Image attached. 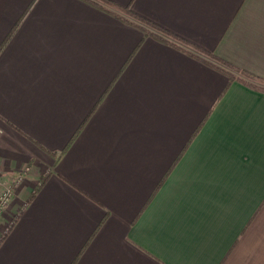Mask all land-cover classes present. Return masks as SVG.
Here are the masks:
<instances>
[{
  "label": "crops",
  "instance_id": "0c3cea01",
  "mask_svg": "<svg viewBox=\"0 0 264 264\" xmlns=\"http://www.w3.org/2000/svg\"><path fill=\"white\" fill-rule=\"evenodd\" d=\"M107 1L0 0V264H264V0Z\"/></svg>",
  "mask_w": 264,
  "mask_h": 264
},
{
  "label": "trees",
  "instance_id": "16d2710c",
  "mask_svg": "<svg viewBox=\"0 0 264 264\" xmlns=\"http://www.w3.org/2000/svg\"><path fill=\"white\" fill-rule=\"evenodd\" d=\"M99 1H100V3H103V4H105V5H108V6L112 7V8L115 9L117 12H120V13H122V14H124V15H128V16L131 17L134 21H137V22H139V23H141V24H143V25H147L148 27H153L156 31H159V32H161L162 34H164V35H166V36H169V37H171V38L174 39V40H177V41H179V42H183V43H184L183 40H180V39H178L177 37H174V36L170 35V34L167 33L166 31H164L163 29L158 28V27H155V26H152V25H150L148 22H146V21H144L143 19L137 17L136 15H132V14L130 13L128 7H127V8H125V7H120V6L114 5V3H111V2H109V1H107V0H99ZM210 56L213 58L214 61L218 62L219 65H223V64H225L224 62H222V60L216 58V57L213 56L212 54H210ZM217 67H218V66H217ZM229 69H230L233 73H235V74L238 75V76H237L238 78H237V77H233L229 72L226 71L227 73H229V75H231V78H232L233 80H238V81H242V82H244V83H247V81L244 79V78H246V79H249V80H252V81L258 82V83H264V80H261V79H259L258 77H255V76H253V75H250V74H248V73H246V72H244V71L242 72L241 70L236 69V68H234V67H232V66H230V65H229ZM221 70H222V69H221ZM249 84H250V83H249ZM250 86H252V85L250 84ZM252 87L256 88L255 86H252ZM262 91H264V90H262Z\"/></svg>",
  "mask_w": 264,
  "mask_h": 264
},
{
  "label": "built area",
  "instance_id": "2783aa9c",
  "mask_svg": "<svg viewBox=\"0 0 264 264\" xmlns=\"http://www.w3.org/2000/svg\"><path fill=\"white\" fill-rule=\"evenodd\" d=\"M10 192L11 189L8 188L0 195V210L7 205Z\"/></svg>",
  "mask_w": 264,
  "mask_h": 264
},
{
  "label": "rangeland",
  "instance_id": "374dc122",
  "mask_svg": "<svg viewBox=\"0 0 264 264\" xmlns=\"http://www.w3.org/2000/svg\"><path fill=\"white\" fill-rule=\"evenodd\" d=\"M138 24V23H137ZM141 26H143L142 24H141ZM159 32V31H158ZM161 33V32H160ZM248 83H250L252 86H255L257 89H259V90H264V83H258V82H255V81H252V80H249V79H246V78H244ZM4 192V191H3ZM2 192V193H3ZM1 193V194H2ZM0 194V195H1Z\"/></svg>",
  "mask_w": 264,
  "mask_h": 264
}]
</instances>
